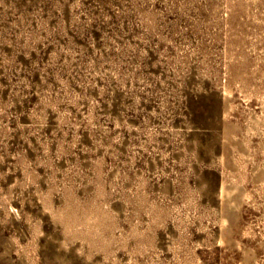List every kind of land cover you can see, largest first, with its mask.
<instances>
[{
	"label": "rangeland",
	"instance_id": "374dc122",
	"mask_svg": "<svg viewBox=\"0 0 264 264\" xmlns=\"http://www.w3.org/2000/svg\"><path fill=\"white\" fill-rule=\"evenodd\" d=\"M263 106L264 0H0V264H176L185 249L197 264H245L243 247L262 264L251 168L264 164ZM231 126L253 147L246 162L233 152L240 248L204 240ZM109 237L124 246L106 253Z\"/></svg>",
	"mask_w": 264,
	"mask_h": 264
},
{
	"label": "bare ground",
	"instance_id": "6f19581e",
	"mask_svg": "<svg viewBox=\"0 0 264 264\" xmlns=\"http://www.w3.org/2000/svg\"><path fill=\"white\" fill-rule=\"evenodd\" d=\"M226 90V89H225ZM225 92V91H224ZM43 98V97H42ZM224 101H225V104H226V109L228 108H231L232 105H231V102H230V99H229V93H225L224 94ZM263 110H264V106L262 107ZM251 120L253 122V125H257L258 126V129H259V134H261V131L263 130L260 125H259V121H263L262 118L257 115L256 113L252 112V115H251ZM235 125V124H234ZM7 126V125H6ZM9 126V125H8ZM8 129V128H7ZM236 126H231V129L230 130H227L225 132V137H226V140L229 141V146L227 147L228 149V154H226L225 150L224 152L218 157V161L220 163V165L224 166L227 170V176H226V172H221V175L219 177V180H218V186L216 188V190L213 192V196L215 197V199L217 200V204L215 206H211V211L212 213H214V215L216 216V218H218L217 222H216V229L214 231H208L207 229L204 228L205 230V235H204V240L206 243L208 244H211V245H215V246H227V244L230 245L231 241L237 245L239 248H240V241L237 240V239H234V237H232V232H233V225L238 217V214H239V211H240V207L242 206V203L243 201L245 200V196L247 194L245 188L243 187L242 185V181L240 182L237 178H236V174H235V171L238 170V167H239V164L237 163V160L235 159V157L233 156V152L236 151L238 152L239 155H241L243 158H244V161L246 162L248 159V157L251 155V151L253 149V147L246 141H242L241 139H239L237 137V134H236ZM21 131V130H20ZM195 131V130H194ZM198 131V130H197ZM27 134V133H26ZM264 135V133H263ZM257 138V137H256ZM261 138V137H260ZM263 139V138H262ZM260 140L259 141V146L261 147V149L264 150V139L263 140ZM208 145V144H207ZM255 150V149H254ZM215 153V152H214ZM254 155V154H253ZM252 156V155H251ZM250 156V157H251ZM252 158V157H251ZM40 162V161H39ZM38 162V163H39ZM219 167V166H218ZM217 167V168H218ZM20 168V167H19ZM33 169V168H32ZM31 169V170H32ZM252 174H251V178L252 180L256 181V182H259V183H264V164L262 165H257L256 163H253L252 165ZM220 170V169H219ZM246 170V169H244ZM239 171V170H238ZM7 172V171H6ZM33 172V171H32ZM1 173V172H0ZM74 173V172H73ZM244 173V172H243ZM247 175V174H246ZM240 176V175H239ZM247 179V177H245ZM63 180V178H62ZM171 180V179H170ZM174 180V179H173ZM201 184L203 185H206V180L201 178ZM68 181V180H67ZM35 183V182H34ZM66 187V186H65ZM6 188V187H5ZM176 188V187H175ZM258 188V187H257ZM16 189V187H15ZM1 190V189H0ZM214 190V189H213ZM190 193V192H189ZM204 194H208V189L205 187V190L203 192ZM189 195V194H188ZM43 196V195H42ZM126 196V195H125ZM200 196V195H199ZM36 197V196H35ZM133 197V196H132ZM248 197V196H247ZM246 197V198H247ZM192 198V197H191ZM43 199V198H42ZM97 199V198H96ZM123 199V198H122ZM190 200V199H189ZM188 200V201H189ZM48 201V200H47ZM121 201V200H120ZM125 201V200H124ZM207 201H208V198H207ZM246 201V200H245ZM43 202V201H41ZM79 202V201H78ZM123 202V201H122ZM189 203V202H188ZM44 204V203H43ZM52 204V203H51ZM214 204V203H213ZM53 205V204H52ZM60 205V204H59ZM152 205V204H151ZM12 206V205H11ZM54 206V205H53ZM52 206V207H53ZM153 207V206H152ZM42 208V207H41ZM107 208V207H106ZM143 208V207H142ZM39 209V208H38ZM79 209V207H78ZM155 209V208H153ZM121 211H123V207L118 210L116 209V216L117 215H120L121 216ZM149 211V210H148ZM165 211V210H164ZM10 213V216L13 220H15L17 217H19V212L17 209L15 208H11L9 211ZM67 212V211H66ZM73 212V211H72ZM82 212V211H81ZM80 212V213H81ZM153 212V211H152ZM85 213V212H84ZM132 213V212H131ZM48 214V213H47ZM59 214V213H58ZM74 214V213H73ZM144 214V213H143ZM161 214V212H160ZM39 215V214H38ZM42 215V214H41ZM99 215V214H98ZM147 215H150V212L149 214ZM53 216V215H52ZM104 216V215H103ZM112 214L111 218L114 219V217H116ZM184 216V215H183ZM188 216V215H187ZM80 217V216H79ZM156 217V216H155ZM90 218V217H89ZM106 218V217H105ZM108 218V217H107ZM141 218V217H140ZM183 218V217H182ZM61 219V218H60ZM77 219V218H76ZM80 219V218H79ZM200 219V218H199ZM65 220V219H64ZM89 220V219H88ZM162 220V219H161ZM193 220V219H191ZM216 220V219H215ZM70 221V220H69ZM81 221V220H80ZM91 221V220H90ZM89 221V222H90ZM98 221V219H97ZM113 221V220H112ZM185 221V220H184ZM82 222V221H81ZM127 222V221H126ZM94 223V222H92ZM96 223V221H95ZM94 223V224H95ZM99 223V222H97ZM102 223V222H101ZM14 224V223H13ZM58 224V223H57ZM66 224V223H65ZM75 224V223H74ZM112 224V223H111ZM21 225V224H20ZM84 225V224H82ZM82 225H79L82 227ZM91 225V224H90ZM122 225V224H121ZM120 225V227H121ZM77 226V227H79ZM148 226V225H147ZM161 226V225H160ZM21 227V226H20ZM73 227V225H72ZM88 227V226H87ZM97 227V226H96ZM114 227V226H113ZM134 227V226H133ZM151 227V226H150ZM185 227V226H184ZM68 228V227H67ZM126 228V227H125ZM18 229V228H17ZM74 228L70 229V232H74L75 234V231L73 230ZM133 229V228H132ZM211 229V228H210ZM254 229V228H253ZM261 229V228H260ZM66 230H69L66 229ZM98 230V229H96ZM95 230V231H96ZM113 230V229H112ZM145 230V229H144ZM148 230V229H147ZM91 231H92V228H91ZM99 231V230H98ZM101 231V230H100ZM118 231V230H117ZM262 231V230H261ZM66 232V231H65ZM78 232V231H77ZM107 232V230H106ZM119 232V231H118ZM252 232V231H251ZM257 232V231H256ZM23 233V232H22ZM20 232V234H22ZM50 233V232H49ZM57 233V232H56ZM97 233V231H96ZM102 233V232H101ZM114 233V232H113ZM247 234L246 231H243V234ZM249 233V232H248ZM48 234V233H47ZM59 234V233H58ZM57 234V235H58ZM73 234V233H72ZM77 234H80V233H77ZM87 234V233H86ZM92 234V233H91ZM112 234V233H110ZM121 236L123 233H119ZM245 234V235H246ZM15 235V234H14ZM89 235V234H87ZM96 234H94L95 236ZM100 235V234H99ZM109 235V234H108ZM142 235V234H141ZM188 235V234H187ZM244 235V236H245ZM25 236V235H24ZM93 238H96V236ZM104 236V235H102ZM247 236V235H246ZM55 237V236H54ZM92 237V236H91ZM98 237V235H97ZM101 237V235L99 236ZM112 237V235H111ZM111 237H109V240H108V244L106 245V247L108 248V252L106 253H109V254H112L113 252H115V249L121 247V246H124L122 244H124L122 241L118 240H114V239H111ZM185 237V236H184ZM249 237V236H248ZM256 237V236H255ZM260 237V236H259ZM23 239V236L19 238L20 239ZM61 238V237H59ZM105 238V236H104ZM107 238V237H106ZM122 238V237H121ZM128 238V237H127ZM131 238V237H130ZM101 239V238H99ZM117 239V237H116ZM253 239V238H252ZM27 240V239H25ZM98 240V239H97ZM141 240V239H140ZM184 240V239H183ZM200 240V239H199ZM76 241V240H75ZM79 241V240H78ZM77 241V244H76V247L73 249V254L74 255H78L79 256V252H80V245L82 243H78ZM95 241V240H94ZM133 241H130V244H132L133 246ZM180 241V239H179ZM51 242V241H50ZM58 242V245L61 248L67 250L69 249L68 247V243L66 242L65 239H59ZM72 242V241H71ZM74 242V241H73ZM85 242V241H84ZM101 242H106V240L102 241L101 239ZM129 242V241H128ZM136 242V241H135ZM200 242V241H199ZM6 243V242H5ZM42 243V242H41ZM45 243V242H44ZM95 243V242H93ZM201 243V242H200ZM33 244V243H32ZM71 244V243H70ZM86 244V243H84ZM104 244V243H103ZM174 240L172 239V237H170L169 239V243L167 244L166 246V249L167 250H172L173 252H176L177 251V248L174 247ZM259 247H261V249L264 250V232L261 233V238H259ZM99 245H102L99 244ZM105 245V244H104ZM103 245V246H104ZM191 245V244H190ZM257 245V244H256ZM12 246V241H9L5 247H3L5 249V251H3L5 254L8 253L9 251V247L11 248ZM103 246H101L103 248ZM151 244H147V245H144L143 249L141 248L140 246V243H136V245H134L133 248H135L136 252H140V253H144V252H147L148 250H150L151 248ZM92 247V246H91ZM95 247V246H94ZM100 248V246H96V248ZM187 247V246H186ZM13 248V247H12ZM30 248V247H29ZM53 248V247H52ZM95 248V249H96ZM105 248V249H107ZM242 248V247H241ZM54 249V248H53ZM58 249V248H56ZM59 249V250H60ZM55 250V249H54ZM71 250V249H70ZM69 250V251H70ZM100 250V249H98ZM152 250V249H151ZM57 251V250H55ZM54 251V252H55ZM62 251V250H61ZM68 251V250H67ZM190 249H185V253L183 254L181 251L183 256L182 257H179V259H175V263L176 264H188V262H190V264H197L194 257L191 256L192 254H190ZM192 251V250H191ZM249 251H251V256H250V253ZM11 252V251H10ZM151 252V251H150ZM68 253V252H67ZM242 253H243V258L246 260V263L245 264H261L257 258V254L255 252V249H253L252 247H243L242 248ZM1 254V253H0ZM62 254V253H61ZM130 254V253H129ZM173 254V253H172ZM176 254V253H175ZM70 255V254H69ZM108 255V254H107ZM133 255V254H132ZM155 255H158L157 253ZM179 255V254H178ZM25 256V255H24ZM55 256V254H54ZM61 256V255H60ZM113 256H114V259H113V264H138L134 259H133V256L131 255H128L126 256L125 258H120L118 256L117 253H113ZM176 256V255H175ZM56 257V256H55ZM65 257V255L63 256ZM67 257V256H66ZM80 257V256H79ZM84 257V256H82ZM23 258V257H22ZM86 258V256H85ZM89 258V257H88ZM252 259V262H249L248 260L249 259ZM63 260V259H62ZM91 260V258H90ZM13 261V260H12ZM25 261V260H24ZM60 261V260H59ZM66 261V260H65ZM170 261V260H169ZM26 262V261H25ZM18 263V262H17ZM102 263V262H101ZM104 263V262H103ZM167 263V262H166ZM171 263V262H170ZM174 263V262H173ZM61 264H63L61 262ZM65 264H67L65 262ZM95 264V263H94ZM146 264H155V262L153 261H149L147 262ZM264 264V261L263 263Z\"/></svg>",
	"mask_w": 264,
	"mask_h": 264
}]
</instances>
